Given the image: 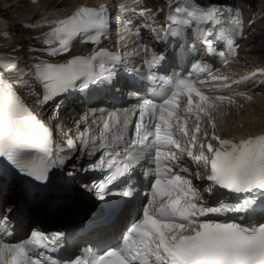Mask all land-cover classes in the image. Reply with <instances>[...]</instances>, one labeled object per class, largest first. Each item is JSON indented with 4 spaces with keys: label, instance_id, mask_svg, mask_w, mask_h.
Returning <instances> with one entry per match:
<instances>
[{
    "label": "snow or ice",
    "instance_id": "snow-or-ice-1",
    "mask_svg": "<svg viewBox=\"0 0 264 264\" xmlns=\"http://www.w3.org/2000/svg\"><path fill=\"white\" fill-rule=\"evenodd\" d=\"M131 4L139 6V10L127 3L119 4L118 8L121 13L134 12L141 17L156 14L144 7L142 0H131ZM196 4L194 6L188 0H168L165 31L177 38V42L184 40L183 49L186 47L185 33L193 24L208 26L200 30L196 38L206 45L207 54L215 55L213 39L209 37L218 28L215 39L227 41L229 37L222 25L238 26L241 10L216 7L211 3L199 5V0ZM108 20V10L101 4L98 7L80 6L66 18L44 20L43 24L33 23L27 27H48L46 33L35 38L46 46L38 51L43 56L56 57L69 53L74 42L99 44L101 37H107ZM131 25V19L125 21L124 35L134 34L139 38V32L132 33ZM144 47L141 46L142 50ZM235 47L229 45L230 55H235ZM181 55V52L176 53L177 58ZM219 55L224 56L223 53ZM166 58L164 53L151 51L150 58L144 61L148 68L144 79L153 83L163 80L170 85V90L157 100L142 99L132 113L135 119L125 118L123 127L131 124L134 129L129 147L123 154L102 153L95 162L82 169L106 173L102 180L82 185L96 199L126 198L133 195L131 189L113 190V186L117 182L123 183L147 156L155 168L147 203L138 218L122 233L115 246L105 245L107 250L98 246L74 259L60 262L45 252L57 251L65 233L33 230L26 239L10 242L5 239V236H11L5 217L0 221V264H264V134L239 141L216 135L218 110L225 104L235 105L234 97L243 94L231 89L228 75L214 74L207 61L193 62L186 76L159 77L155 70ZM120 62L118 53L103 48L93 49L88 56H72L62 63L37 56L36 62L27 66L21 76L31 78L32 84L40 89L35 93L38 103L45 105L72 89L110 82ZM222 62L227 64L228 59ZM18 66L19 61L14 58L6 61L0 54V71H14ZM258 74L264 75V68L232 83L246 84ZM203 76L208 79H201ZM205 84H212L217 91L229 90V94L209 95L204 90ZM16 86L0 75V160L18 174L44 183L53 169L63 167L70 159L68 153L76 149V144L69 138L66 147L54 146L49 128L24 103ZM24 86L31 87L27 82ZM181 96L187 98L183 114L178 113ZM244 99L250 98L245 96ZM193 117L194 124L189 129L188 122ZM86 119L82 116L76 121L77 125ZM203 121H206V127H202ZM120 123L117 113H109L103 122L102 148L105 147L104 133L113 131ZM85 136L86 133L80 137L84 147L88 143ZM113 139L117 138L113 136ZM182 140L187 144L186 148L182 147ZM197 144L199 152L194 154L193 148ZM178 152L186 153L188 159L197 165L203 164L207 170L204 179L210 185L204 192L212 193L219 188L242 199L236 203L224 200L215 205L207 203L185 175L189 168L184 166ZM200 178L197 172L196 179ZM228 213L243 215L240 222L220 219ZM5 253L9 254L7 260Z\"/></svg>",
    "mask_w": 264,
    "mask_h": 264
},
{
    "label": "bare ground",
    "instance_id": "bare-ground-1",
    "mask_svg": "<svg viewBox=\"0 0 264 264\" xmlns=\"http://www.w3.org/2000/svg\"><path fill=\"white\" fill-rule=\"evenodd\" d=\"M87 1L89 0H36V2L33 3L32 0H0V54H3L6 61L12 60L13 58L19 61L18 68L14 71L7 70V74L4 78L7 80L9 76L12 79H18L19 77V83L15 90L22 97L24 103L30 110L36 109L42 120H46L48 114H51L55 107H40L37 95L35 94L38 93L40 89L36 85L32 84L31 78L29 79L27 76H21V73L26 72L27 66L36 62L37 56H40L41 59H47L50 62L62 63L66 59H69L79 53L80 49L79 46L72 45L70 52L64 54L63 56H43L38 50L46 46L43 45L40 40L35 38L41 36L43 33H46L49 30L48 27L46 25L40 27H27V25L33 23L43 24L44 20L61 18L74 6L80 3L85 4ZM167 1L168 0H142V2L148 5L155 13L158 12L157 10H161L166 5ZM208 1L220 4L218 0ZM232 1L236 7H243L253 12V16L251 17V32L247 38L248 44H246L248 51L245 55L264 62V0H231L230 2ZM5 32L7 33L6 36L4 35ZM17 48L18 50L13 52V50ZM29 49L37 51L32 52L29 51ZM25 82H27L31 87H25ZM246 97H249L250 99H244V97L236 99L235 105L226 106L222 110H218L217 127L219 131H221L223 126H227L228 130L226 133L235 135L239 138L264 134V125H262L264 122V110H262L263 114H261V118L256 120L257 124H255L258 126L257 128H250L247 123L252 124L251 122L242 124V122H240L237 118H234L233 123H231L232 118L229 120L226 119L229 113H231L232 117L234 113L238 114L240 112L231 111L228 114H225L228 110H234V106L241 108L243 104H250L255 107H264L263 93L257 95L247 93ZM73 116L74 111L71 110L57 112L58 121L61 124L64 123L63 127L65 130L72 126L74 122ZM241 116L242 115H240V117ZM77 150L78 146L76 144V149L68 153L70 159L66 161L65 166L53 169L50 173L49 180L44 182L46 184L47 191L55 192L57 196L51 197L50 194H48L45 196L44 201L40 202V206L33 204L27 207L26 201L23 199L22 195L18 193L17 187L7 189V196L3 197V205L6 203L4 207L8 209V213L10 210H16L17 207L21 206L15 213L20 214V218L26 220L27 227L35 224V222H38L39 220L37 225H39L40 228L47 230L51 227H57L55 230H59L64 227L77 228L88 224L90 222L89 219L91 218H89V215L86 217L83 214V211H86L88 214L93 212L88 210L87 206L82 204L80 189L76 185L70 186L69 189H62L60 187L54 188L50 184V179L54 178L53 175L55 172L63 173L68 165L75 163L74 159H77L79 155ZM68 169L69 168L66 170ZM59 197L63 200L60 199V202L57 204ZM84 203L88 205V203ZM130 206L133 207V205ZM52 208L53 210L51 211ZM127 221L128 214L127 212L122 211L111 219L110 224L106 228H98L96 232H117L121 229L123 224L127 223Z\"/></svg>",
    "mask_w": 264,
    "mask_h": 264
},
{
    "label": "rangeland",
    "instance_id": "rangeland-1",
    "mask_svg": "<svg viewBox=\"0 0 264 264\" xmlns=\"http://www.w3.org/2000/svg\"><path fill=\"white\" fill-rule=\"evenodd\" d=\"M222 0H218V2H221ZM243 106V105H242ZM249 106V107H248ZM248 106H245V110H244V113H243V110H240V112L237 114V113H234V115L231 117V113L228 114L227 116V120L231 119L233 123V120L234 118H237L240 122H242V124L246 123V122H251L252 124H249L247 123L250 128H257L258 126H256V120H258L259 118H261V114H263L262 110H264V107L263 106H260V107H255V106H251L250 104ZM235 108V106H234ZM258 109V110H257ZM261 109V110H260ZM242 111V112H241ZM260 111V112H259ZM50 114V113H49ZM49 114H48V117H46L47 119H49ZM240 115H242L240 117ZM54 117V116H53ZM264 121V120H263ZM256 123V124H255ZM262 125H264V122L262 123ZM228 130V127L227 126H223L221 128V131L225 132ZM10 203V202H9ZM6 205V203L4 204V206ZM8 205V204H7ZM39 222V220H38ZM37 221L35 222V224L37 225L38 223ZM30 227V225L27 227V229ZM57 227H51V228H48V230H55Z\"/></svg>",
    "mask_w": 264,
    "mask_h": 264
}]
</instances>
